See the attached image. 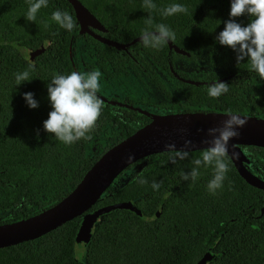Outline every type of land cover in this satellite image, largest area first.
Instances as JSON below:
<instances>
[{
    "label": "trees",
    "instance_id": "16d2710c",
    "mask_svg": "<svg viewBox=\"0 0 264 264\" xmlns=\"http://www.w3.org/2000/svg\"><path fill=\"white\" fill-rule=\"evenodd\" d=\"M104 26L101 33L117 43L141 36L149 13L143 0H78ZM158 7L171 3L187 6V14L156 23L176 34L174 45L145 48L141 40L127 50L102 44L79 28L69 32L51 20L57 9L69 12L66 0H49L35 22L26 19L28 0H0V225L27 219L60 202L80 182L99 157L150 122L138 112L104 102L91 140L70 146L44 129L52 111L47 84L55 75L81 70L77 46L90 49L87 67L99 70L107 81L134 78L151 86L163 98L151 103L144 97L110 99L128 106L155 108L162 114L217 112L264 119V79L251 70L248 60L238 64L237 53L217 41L231 19L228 0H153ZM250 17L236 18L247 26ZM76 21V19H75ZM45 23L49 26L46 28ZM43 49L32 61L29 52ZM71 56L72 59H71ZM74 61V62H73ZM33 65L30 82L16 84L15 73ZM179 78L205 82L194 86ZM230 77L229 91L218 98L208 95L210 82ZM33 93L39 107L32 109L25 93ZM244 165L264 181V148L240 146ZM201 151V150H200ZM170 162L167 152L143 158L124 169L83 215L99 208L131 202L140 215L112 210L94 224L88 244L77 253L76 235L83 215L38 239L0 249V264H196L208 249V264H264V191L248 185L232 162L223 188L211 194L212 167L201 168L195 183L183 181L192 159ZM138 177L147 180L140 184ZM162 182L159 191L152 182Z\"/></svg>",
    "mask_w": 264,
    "mask_h": 264
},
{
    "label": "clouds",
    "instance_id": "9594fccd",
    "mask_svg": "<svg viewBox=\"0 0 264 264\" xmlns=\"http://www.w3.org/2000/svg\"><path fill=\"white\" fill-rule=\"evenodd\" d=\"M48 3L49 0H28L26 19L35 22L37 14L42 8H47ZM142 7L149 13L148 18L144 19L146 27L140 36L143 46L158 50L167 45L169 41H175V32L164 23H156L151 14L158 13L164 18L181 13L187 14V6L171 3L164 7H158L153 0H143ZM245 15L251 18L247 26L236 22V18ZM230 16L231 19L224 22V30L217 36L218 43L230 47L237 53L238 64L247 59L251 70L264 79V0H232ZM51 20L69 32L78 28L74 17L67 11L57 9L52 13ZM48 26L45 23V27ZM33 70L34 66L30 65L28 70L15 73L16 84L30 82V73ZM101 78L102 73L99 70L73 71L66 75H55L47 84L52 111L44 122L46 132L54 134L58 141L68 146L82 139L91 140V133L96 129L104 108V102L98 96L101 91ZM228 91L229 85L220 81L208 87V95L211 98H218ZM23 98L30 108L39 107L33 93H25ZM226 117L228 118L222 122V126L207 130V136L211 139H205L203 143L209 147L200 151L199 158L192 159L191 171L189 173L181 172L183 181L195 183L201 174L202 167H212L214 173L208 183V190L213 195L217 190L223 188L227 173L230 171L229 144L240 136L239 129L247 125V120L232 110H228ZM192 147L191 140H186L184 148L180 150H176L174 143L166 145L170 162L177 164L178 161L189 159L192 152L187 149ZM134 160V155L128 156L129 165H132ZM137 179L140 184H147V180L142 177ZM161 185L162 182L153 181L151 187L159 191Z\"/></svg>",
    "mask_w": 264,
    "mask_h": 264
},
{
    "label": "water",
    "instance_id": "95a60500",
    "mask_svg": "<svg viewBox=\"0 0 264 264\" xmlns=\"http://www.w3.org/2000/svg\"><path fill=\"white\" fill-rule=\"evenodd\" d=\"M66 1L73 8L76 23L81 35H88L96 41L117 50H127L130 45L140 41L139 37L130 43L122 44L103 37L101 33L106 31L104 26L80 1ZM228 1L232 3V0ZM167 45L170 51H174L178 55L189 56L187 52L174 45L171 41H169ZM42 52L43 49L29 52L30 60L32 61ZM173 74L177 79L189 85L200 86L207 84L205 82L179 78L175 72H173ZM229 78L230 77H225L210 82L209 84L211 85L218 81L224 82ZM101 99L110 105L134 110L149 118L150 122L103 153L84 174L76 187L56 205L27 219L0 225V249L38 239L64 223L83 215L97 201L104 190L112 183L114 178L130 166L128 163L129 155L135 156V160L133 161L134 164L148 156L168 151L166 148L168 144L174 143L176 145V150H180L184 148L186 140H191L193 142V147L187 149L188 151L195 152L203 150L209 147V145L204 144L203 141L205 139H211V137L207 136V130L212 127L222 126V122L228 118L226 117L227 113L217 112L153 115L138 107L128 106L104 98ZM238 115L247 120V125L239 129L240 136L233 139L229 144L231 162L238 174L248 185L264 191V181L260 180L246 168L244 165L245 156L240 150V146L264 148V119ZM154 118H156V121H154ZM201 129H203V131H201ZM233 153L234 155H232ZM104 184H106V186L103 191L91 205L86 207L88 202L93 198L94 192ZM117 209L130 210L140 215V211H138L131 202L105 206L93 213L85 214L83 215L81 225L76 235V245L85 247L90 240L91 230L94 224L101 220L103 214ZM263 213L264 209L261 210V214ZM214 245L215 243L196 264H208L213 257L215 258L218 256V254L212 255L211 253Z\"/></svg>",
    "mask_w": 264,
    "mask_h": 264
},
{
    "label": "rangeland",
    "instance_id": "374dc122",
    "mask_svg": "<svg viewBox=\"0 0 264 264\" xmlns=\"http://www.w3.org/2000/svg\"><path fill=\"white\" fill-rule=\"evenodd\" d=\"M90 49L84 44H79L77 46V57L81 70H78L75 67L76 72H91L94 69H90L86 66L85 63H88V54ZM73 56H71L72 59ZM74 62V61H73ZM98 96L106 100L115 99V98H124L127 96H135L137 98L144 97L148 99L151 103L155 104L163 100L161 95L156 92L151 86L145 85L142 82L134 78L129 79H117L107 81L102 75L101 78V91L98 93ZM144 110L153 115H161L162 113L158 112L155 108H144ZM77 253L82 251V247L77 246Z\"/></svg>",
    "mask_w": 264,
    "mask_h": 264
},
{
    "label": "bare ground",
    "instance_id": "6f19581e",
    "mask_svg": "<svg viewBox=\"0 0 264 264\" xmlns=\"http://www.w3.org/2000/svg\"><path fill=\"white\" fill-rule=\"evenodd\" d=\"M154 121H156V118H154ZM106 184H104L102 187H99L95 192H94V196L93 198L88 202L87 206L91 205L94 200L98 197V195L103 191V189L105 188Z\"/></svg>",
    "mask_w": 264,
    "mask_h": 264
},
{
    "label": "flooded vegetation",
    "instance_id": "af4514ba",
    "mask_svg": "<svg viewBox=\"0 0 264 264\" xmlns=\"http://www.w3.org/2000/svg\"><path fill=\"white\" fill-rule=\"evenodd\" d=\"M29 60H30V58H29ZM31 61V60H30ZM174 75V74H173ZM175 77V76H174ZM176 78V77H175Z\"/></svg>",
    "mask_w": 264,
    "mask_h": 264
}]
</instances>
